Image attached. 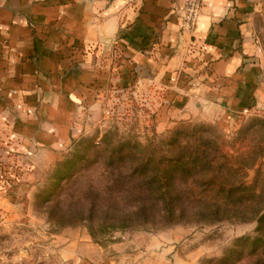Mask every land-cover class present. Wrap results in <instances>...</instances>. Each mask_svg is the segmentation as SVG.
Here are the masks:
<instances>
[{"label": "crops", "instance_id": "crops-1", "mask_svg": "<svg viewBox=\"0 0 264 264\" xmlns=\"http://www.w3.org/2000/svg\"><path fill=\"white\" fill-rule=\"evenodd\" d=\"M188 1L0 0V134L19 139L37 162H54L108 82L166 79L173 113L220 125L264 107L251 0H200L191 38ZM196 58L197 74L177 88L179 70Z\"/></svg>", "mask_w": 264, "mask_h": 264}, {"label": "rangeland", "instance_id": "rangeland-1", "mask_svg": "<svg viewBox=\"0 0 264 264\" xmlns=\"http://www.w3.org/2000/svg\"><path fill=\"white\" fill-rule=\"evenodd\" d=\"M250 3L248 25L264 72V0ZM186 34L193 37V31ZM188 61L190 71L179 70L177 88L188 86L197 74L191 70L200 60ZM169 84L166 79L121 85L108 82L106 91L101 88L93 98L98 106L84 110L78 118V136L51 163L37 162L30 148L9 132L0 134V264H209L220 258L235 239L253 235L255 222L224 221L147 231L107 230L95 238L89 235L86 224L54 225L56 216L61 214L58 210L85 205V187L103 173L101 149L108 144L146 143L153 135L163 136L182 123L212 125L233 140L251 122L248 135L256 141L264 138V128L255 123L264 121V107L250 108L223 125L186 117L170 110L168 103L175 92L166 90ZM170 116L173 118L167 122ZM258 168L257 187L261 189L264 158L248 171L246 180L251 183Z\"/></svg>", "mask_w": 264, "mask_h": 264}, {"label": "trees", "instance_id": "trees-1", "mask_svg": "<svg viewBox=\"0 0 264 264\" xmlns=\"http://www.w3.org/2000/svg\"><path fill=\"white\" fill-rule=\"evenodd\" d=\"M250 123L233 140L212 125L182 123L146 143L118 141L104 146L103 173L85 187V205L58 210L54 225L86 224L95 238L107 230L255 222L253 235L235 239L209 264H264L260 169L251 183L246 180L248 171L264 158V138L256 141L248 135ZM255 123L264 128V121Z\"/></svg>", "mask_w": 264, "mask_h": 264}, {"label": "built area", "instance_id": "built-area-1", "mask_svg": "<svg viewBox=\"0 0 264 264\" xmlns=\"http://www.w3.org/2000/svg\"><path fill=\"white\" fill-rule=\"evenodd\" d=\"M200 0H189L185 4V29L190 31L195 26L196 19L199 13Z\"/></svg>", "mask_w": 264, "mask_h": 264}]
</instances>
